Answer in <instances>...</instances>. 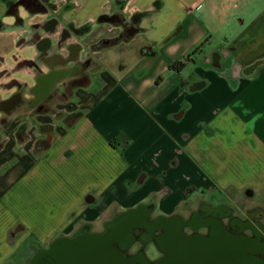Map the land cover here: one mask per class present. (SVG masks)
I'll use <instances>...</instances> for the list:
<instances>
[{"label": "crops", "instance_id": "crops-1", "mask_svg": "<svg viewBox=\"0 0 264 264\" xmlns=\"http://www.w3.org/2000/svg\"><path fill=\"white\" fill-rule=\"evenodd\" d=\"M15 1L0 0V18ZM51 4L36 21L56 25L35 40L33 20L0 32V264L144 204L152 217L207 204L264 224V205L232 201L264 191V0ZM114 15L135 31L122 37L99 21ZM3 22L11 27L12 17ZM64 28L85 30L58 47ZM74 43L77 61L88 60L84 83L23 105L39 83L25 63L43 56L42 75L70 69ZM53 55L61 60L50 66Z\"/></svg>", "mask_w": 264, "mask_h": 264}, {"label": "water", "instance_id": "water-1", "mask_svg": "<svg viewBox=\"0 0 264 264\" xmlns=\"http://www.w3.org/2000/svg\"><path fill=\"white\" fill-rule=\"evenodd\" d=\"M152 211V205H139L117 215L103 231L87 226L74 236L58 237L28 264H264L258 258L264 254L260 236L232 235L214 221L209 238L186 237L179 230L186 225L181 218L152 217ZM173 227L177 232L168 233ZM135 241L169 249V257L150 261L142 251L129 253Z\"/></svg>", "mask_w": 264, "mask_h": 264}, {"label": "flooded vegetation", "instance_id": "flooded-vegetation-1", "mask_svg": "<svg viewBox=\"0 0 264 264\" xmlns=\"http://www.w3.org/2000/svg\"><path fill=\"white\" fill-rule=\"evenodd\" d=\"M9 4V3H8ZM6 6L5 12L0 18V32L7 31L9 29H14V30H21L24 29L25 24L28 21H32V23L29 24V30L31 32V37L32 41L36 39V31L39 28H44L46 30H51L55 25L56 21L52 18L47 19L43 23H39L36 21V18L40 17H47L50 15L51 10L54 9V7L51 4V1H45L44 4V10L41 13L38 14H33L30 15L29 12L26 11V8H33L37 7V4H32L29 6H13L9 5ZM12 17V23L11 27H8L3 20L4 18ZM113 23H116L117 25L120 26L121 28V35H126L130 34L132 31H135L134 29V21H126L122 19L118 15L112 16L110 19ZM85 28L83 29H74V28H64L61 33L60 37L57 43V46L60 47L62 43L67 40L70 35H75L78 36ZM44 41H42L43 43ZM46 42V40H45ZM101 42H97L92 44L91 49L92 50H98L100 48ZM68 60L73 59L74 63L70 69H52L49 68L48 72L44 75L40 74L37 69V62H42L41 60L44 59L43 56H39L37 59L34 61L31 60L28 63L29 66H31L32 69L35 71V76L36 80L38 83V86L33 89V97L29 101H24L23 105H26L27 107L32 106L33 104L37 103L43 95H45L43 92L44 91H49L45 97L48 96L51 97V99L57 96L65 97V93L58 94L57 89L62 88L64 86L72 87L76 85H81L84 83L85 79L83 76H79L78 73L82 70V68L86 65L88 60H85L84 62H78L77 61V55L78 52L80 51V46L79 44H72L68 47ZM60 58L58 55H53L50 56L47 59V62L50 63V66L54 65L55 63H60ZM78 75V76H77ZM73 76V78H71ZM43 83V84H41ZM40 84V85H39ZM19 95L18 93L15 94L12 98L11 101L18 99ZM16 101V100H15ZM39 109L42 110L43 106H39ZM227 210L224 206H217V207H210L207 204H201L199 208L192 212H190L187 216L182 217L179 214H175L174 216L176 218H181L186 225L182 228L179 229L180 232H182L186 237H202V238H209L212 235L213 232V223L214 221H219L222 223L223 227L225 230L232 234V235H243L244 232H247L249 238H256V236H260V241L264 242V224L261 222H256L252 224L250 222V218L252 217L251 213H248L247 216H245L243 219L237 218L235 216H228L227 215ZM256 216V215H254ZM87 227L83 226L81 227L78 231H80L82 228ZM91 227H89L90 229ZM169 232H177V229H174V227L168 231ZM139 232H137V235ZM150 243V242H149ZM147 243V244H149ZM134 244H138L137 250L133 253L135 254L136 252L142 251L143 248L146 247L147 244L142 245L139 241H135ZM133 244V245H134ZM169 249L165 248H158L157 247V253L156 257L154 260L159 259V258H168L169 254L168 252ZM259 259L264 260V254H259L258 255ZM152 260V261H154Z\"/></svg>", "mask_w": 264, "mask_h": 264}, {"label": "rangeland", "instance_id": "rangeland-1", "mask_svg": "<svg viewBox=\"0 0 264 264\" xmlns=\"http://www.w3.org/2000/svg\"><path fill=\"white\" fill-rule=\"evenodd\" d=\"M48 1H51V0H48ZM115 33H116L115 30L110 32L111 35H114ZM59 91H57V92H59ZM232 197H234L233 200L232 199H230V200H232L238 206H241V207H242V205L245 206V204L252 205V204H255V203H258L260 205H264V191L255 192V195L252 196V197L241 196V201L236 200V198L237 199L239 198L236 195H234ZM227 198H229V197H227ZM215 201H222V202H225V203H227V202L229 203L230 202L229 200L226 201V198L224 196H217ZM236 201H238V202H236ZM154 215H160V214L158 212H155ZM93 227L90 228V230L92 232H99L100 229H103V226H101V223H95ZM77 232H78V228L73 234H76ZM138 247H139L138 244L132 245V247L130 248V253H134L137 250ZM142 252L145 254V256L150 261H152L156 257L157 246H156V244L154 242H150L149 244L146 245L145 248L142 249ZM34 253H35L34 250H32V249H30L28 247H26V248L24 247V248L20 249V251L12 259H10L8 261V263L9 264H28L29 260L31 259V257L33 256Z\"/></svg>", "mask_w": 264, "mask_h": 264}, {"label": "trees", "instance_id": "trees-1", "mask_svg": "<svg viewBox=\"0 0 264 264\" xmlns=\"http://www.w3.org/2000/svg\"><path fill=\"white\" fill-rule=\"evenodd\" d=\"M45 1H48V0H18V1H15V2H9V4H8V6L11 4V5H13V6H21V5H23V6H29V5H32V4H37V3H39V5H36L37 7H34L33 8V6H32V8H26V11L27 12H29L30 13V15H33V14H38V13H41L43 10H44V2ZM7 6V5H6ZM108 19H110V18H108V17H106V16H100L99 17V21H103V20H108ZM124 35H122V37H123ZM115 40H111V41H104V42H101V46L100 47H102L103 46V44H105V43H108V44H111V43H113ZM175 66L173 65V66H171L170 68H174ZM116 216H114V217H112V218H110L108 221H106L105 223H104V225L105 224H107L109 221H111L113 218H115ZM104 225H103V229L101 230V231H103L104 230ZM72 236H74V234L72 235ZM132 247V246H131ZM130 247V248H131ZM129 253H130V249H129ZM133 254V253H132Z\"/></svg>", "mask_w": 264, "mask_h": 264}]
</instances>
